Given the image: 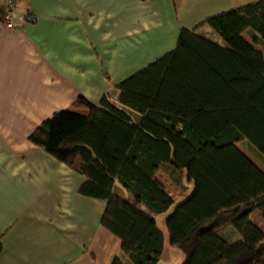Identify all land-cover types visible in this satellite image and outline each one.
Segmentation results:
<instances>
[{"label": "trees", "instance_id": "1", "mask_svg": "<svg viewBox=\"0 0 264 264\" xmlns=\"http://www.w3.org/2000/svg\"><path fill=\"white\" fill-rule=\"evenodd\" d=\"M205 24L225 46L182 28L173 51L99 105L81 97L29 137L86 177L81 195L107 202L101 224L133 264L161 261L157 217L166 214L169 246L184 254L182 264H264V231L251 221L256 210L264 218V171L237 146L246 141L264 157V54L243 37L264 46V0ZM164 164L193 183L181 202L156 178ZM117 182L130 198L115 193ZM230 225L242 236L236 244L219 233Z\"/></svg>", "mask_w": 264, "mask_h": 264}, {"label": "crops", "instance_id": "2", "mask_svg": "<svg viewBox=\"0 0 264 264\" xmlns=\"http://www.w3.org/2000/svg\"><path fill=\"white\" fill-rule=\"evenodd\" d=\"M255 1L17 0L35 20L10 28L0 19V264H112L116 258L133 264L101 224L107 202L81 195L86 177L29 137L81 97L99 105L116 85L173 51L182 28L225 46L205 22ZM7 3L0 0V8ZM156 178L176 202L193 192L186 172L170 164ZM114 191L130 198L118 182ZM251 221L264 227L260 210ZM159 227L165 254L166 232ZM237 234L232 225L220 231L229 243ZM169 251L181 257L180 250Z\"/></svg>", "mask_w": 264, "mask_h": 264}, {"label": "rangeland", "instance_id": "3", "mask_svg": "<svg viewBox=\"0 0 264 264\" xmlns=\"http://www.w3.org/2000/svg\"><path fill=\"white\" fill-rule=\"evenodd\" d=\"M245 37L249 40L250 43H252L254 45V47L262 52L264 54V46L262 45H256L253 43V40L251 38V36L249 34H245ZM224 40V39H223ZM240 148L245 151L246 153H250V155L256 160V162L258 163V165L262 168H264V162L261 158H258L256 156V154L251 150L250 144L248 142H242L239 144ZM169 187H173L171 185H169ZM173 211V209L169 212L171 213ZM169 214H166L162 217L159 218V225L164 229V231L166 232V246H167V251L165 252L162 260L159 262L160 264H182L185 260L184 254H182L181 252H179L178 254H181V257H177V255H172L171 252L169 250H171V248L169 247V239H168V234H167V230H166V226H165V219ZM262 230H264V227L262 226ZM220 233V232H219ZM241 235L238 233L237 234V238L236 240H230V244H236L240 241ZM178 252V251H177Z\"/></svg>", "mask_w": 264, "mask_h": 264}, {"label": "built area", "instance_id": "4", "mask_svg": "<svg viewBox=\"0 0 264 264\" xmlns=\"http://www.w3.org/2000/svg\"><path fill=\"white\" fill-rule=\"evenodd\" d=\"M2 18L10 28L18 23H31L34 22V16L28 12L20 9L17 0H8L4 8H0Z\"/></svg>", "mask_w": 264, "mask_h": 264}]
</instances>
